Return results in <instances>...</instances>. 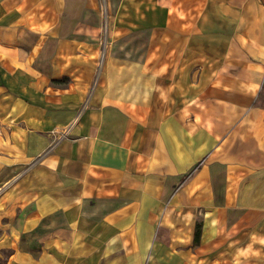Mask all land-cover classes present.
Listing matches in <instances>:
<instances>
[{
	"label": "crops",
	"instance_id": "0c3cea01",
	"mask_svg": "<svg viewBox=\"0 0 264 264\" xmlns=\"http://www.w3.org/2000/svg\"><path fill=\"white\" fill-rule=\"evenodd\" d=\"M0 264H264V0H0Z\"/></svg>",
	"mask_w": 264,
	"mask_h": 264
},
{
	"label": "trees",
	"instance_id": "16d2710c",
	"mask_svg": "<svg viewBox=\"0 0 264 264\" xmlns=\"http://www.w3.org/2000/svg\"><path fill=\"white\" fill-rule=\"evenodd\" d=\"M196 239L198 240L201 236V226H197L196 232H195Z\"/></svg>",
	"mask_w": 264,
	"mask_h": 264
},
{
	"label": "rangeland",
	"instance_id": "374dc122",
	"mask_svg": "<svg viewBox=\"0 0 264 264\" xmlns=\"http://www.w3.org/2000/svg\"><path fill=\"white\" fill-rule=\"evenodd\" d=\"M104 37H105V39L108 37V36H107V34H106V32H105V35H104ZM107 39H108V38H107ZM109 40H111V39L109 38Z\"/></svg>",
	"mask_w": 264,
	"mask_h": 264
}]
</instances>
